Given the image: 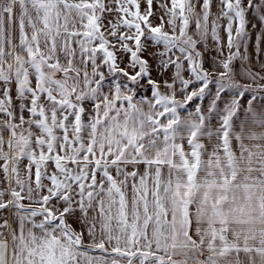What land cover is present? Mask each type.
Segmentation results:
<instances>
[{
	"label": "snow or ice",
	"instance_id": "1",
	"mask_svg": "<svg viewBox=\"0 0 264 264\" xmlns=\"http://www.w3.org/2000/svg\"><path fill=\"white\" fill-rule=\"evenodd\" d=\"M153 4L0 0V264H264V0Z\"/></svg>",
	"mask_w": 264,
	"mask_h": 264
},
{
	"label": "crops",
	"instance_id": "2",
	"mask_svg": "<svg viewBox=\"0 0 264 264\" xmlns=\"http://www.w3.org/2000/svg\"><path fill=\"white\" fill-rule=\"evenodd\" d=\"M160 3H168V6L170 7V0H158V2H157V0H154L153 10L158 15H163V12H162V10L159 7ZM142 7H146V5H144L142 3ZM218 10H219L218 0H213V4H212L213 16H210V19H209V29H211V20L218 13ZM197 11H199V8H197ZM165 19H167V17H165ZM153 23L158 24L159 20L154 19ZM220 23L222 25H224V24L227 23V21L226 20H221ZM252 25H256V28H253ZM165 30H168V29L166 28ZM189 30H190V32L194 31L195 30V25L194 24L190 25V29ZM260 31H261V25H260V22H259L258 18L250 12L248 14V32H249L250 39L247 41V44H248L247 52L252 57V65H251V67H253L257 71L259 70L260 63L262 61H264V41H262L261 44H260L259 60L256 59L255 42H256V36H257V34ZM220 36H221V40L222 41H226V34L224 33L223 28L220 29ZM214 47H215V42L211 39V35L209 34V37H208V40H207V49L212 50V49H214ZM201 49L204 50V46L203 45L201 46ZM241 51L243 52L244 49L242 48ZM214 56H215V53L213 51H208V53L206 55L207 63L205 64V67H209V65L211 64V61L214 58ZM234 63L236 64L237 68H240L241 63L239 61H234ZM238 79H239V77H238ZM212 87H213V91H214V87L215 86L213 85ZM146 94H150V93H146L145 91H141V93H140L141 96L146 95ZM229 95H231V93H229ZM210 99H211V96H209L206 100L200 102V103H202V106L205 109L207 108V105H208ZM195 103L196 102L194 101L193 104L189 106V110H194V104ZM260 103H264V100H258L257 101V104H260ZM241 118H243V117H241ZM213 125L215 126V121H213ZM237 130H239V129H237ZM5 138H7V137L5 136ZM203 142L205 143L206 146L209 147V149L211 148V145L209 144V141L207 139H204ZM213 142H215V141H213ZM245 142L248 143V141H245ZM5 150L7 151V148H5ZM141 170H143V169L141 168Z\"/></svg>",
	"mask_w": 264,
	"mask_h": 264
}]
</instances>
